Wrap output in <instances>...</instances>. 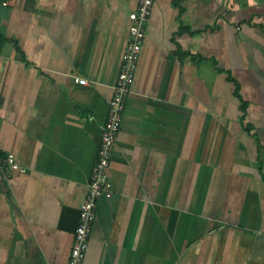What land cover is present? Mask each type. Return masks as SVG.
Returning a JSON list of instances; mask_svg holds the SVG:
<instances>
[{
	"label": "crops",
	"instance_id": "1",
	"mask_svg": "<svg viewBox=\"0 0 264 264\" xmlns=\"http://www.w3.org/2000/svg\"><path fill=\"white\" fill-rule=\"evenodd\" d=\"M139 1L0 0V264H69ZM109 176L83 264H264V0L154 1Z\"/></svg>",
	"mask_w": 264,
	"mask_h": 264
},
{
	"label": "built area",
	"instance_id": "2",
	"mask_svg": "<svg viewBox=\"0 0 264 264\" xmlns=\"http://www.w3.org/2000/svg\"><path fill=\"white\" fill-rule=\"evenodd\" d=\"M155 0H140L135 11L130 14L129 40L123 63L114 85L107 120L104 124L98 161L89 181V189L81 204L79 223L74 232V242L69 264H83L97 217L98 202L103 197H111L113 183L109 176L114 150L117 144L127 99L135 82L136 72L146 38V27L153 12ZM6 4V3H5ZM80 84L86 85V78H78ZM0 168L26 172L13 153L0 154Z\"/></svg>",
	"mask_w": 264,
	"mask_h": 264
},
{
	"label": "trees",
	"instance_id": "3",
	"mask_svg": "<svg viewBox=\"0 0 264 264\" xmlns=\"http://www.w3.org/2000/svg\"><path fill=\"white\" fill-rule=\"evenodd\" d=\"M181 3L182 0H173V5L176 7H180L181 8ZM6 38L0 36V49L3 45V43L5 42ZM227 80L231 81L232 83H234L235 85V96L239 99L240 101V108L241 110L246 113L247 107L249 105V103L243 98L242 94H241V86L240 83L230 74H228Z\"/></svg>",
	"mask_w": 264,
	"mask_h": 264
}]
</instances>
